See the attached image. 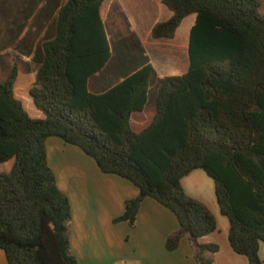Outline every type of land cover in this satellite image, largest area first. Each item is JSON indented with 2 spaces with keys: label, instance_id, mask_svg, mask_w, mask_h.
I'll return each mask as SVG.
<instances>
[{
  "label": "trees",
  "instance_id": "16d2710c",
  "mask_svg": "<svg viewBox=\"0 0 264 264\" xmlns=\"http://www.w3.org/2000/svg\"><path fill=\"white\" fill-rule=\"evenodd\" d=\"M103 0H67L51 30L39 39L29 94L44 118H32L14 96L17 68L0 81V248L8 264H78L71 251V205L49 166L46 140L58 137L92 157L104 174L138 188L114 221L134 226L146 197L171 211L179 229L166 248L187 235L197 264H212L218 244L199 239L218 228L216 217L189 195L182 179L202 169L215 185L228 218L230 246L248 264H263L264 243V15L259 0H162L172 16L152 28L171 39L184 18L190 31V66L157 79L147 62L101 93L90 78L111 57L101 18ZM43 10L39 11L41 16ZM22 30V29H21ZM7 45L0 43V50ZM157 79L154 116L141 131L131 117L148 103Z\"/></svg>",
  "mask_w": 264,
  "mask_h": 264
},
{
  "label": "crops",
  "instance_id": "0c3cea01",
  "mask_svg": "<svg viewBox=\"0 0 264 264\" xmlns=\"http://www.w3.org/2000/svg\"><path fill=\"white\" fill-rule=\"evenodd\" d=\"M66 1L0 0V43L7 45L0 50V69L6 74L12 67L17 68L14 96L32 118H44L29 94L38 68L32 60L34 51L46 31L51 30L53 35L54 19ZM100 14L110 41L111 57L104 68L90 78L91 92L106 91L147 62L155 67L157 79L188 71L190 31L196 21L195 14L184 18L171 39L152 37L153 26L172 16L162 0H103ZM13 56L17 62H13ZM157 79L153 81L155 85ZM153 82L146 108L131 117L133 129L142 130L153 119L154 105H149L155 95ZM46 154L58 187L70 201V245L78 264H121L119 249L132 251L134 247L138 256L130 257L133 262L126 258L127 264H197L195 249L187 235L181 238L178 248L167 250L166 240L179 229V224L174 214L153 198L146 197L142 201L133 227L129 228L126 221L113 222L124 213L126 200L138 194V188L130 181L102 173L92 157L58 137L46 140ZM10 161L13 162L0 164ZM11 165L0 172L8 171ZM182 184L189 195L209 207L218 223L217 230L203 236L199 242L218 244L219 250L213 255L206 252L204 256L211 257L212 264H248L247 257L237 254L230 246L229 221L214 196L213 179L204 170L196 169L182 179ZM120 227L129 234L133 245L127 247L122 243L117 230ZM98 229L104 230V245L97 239ZM259 255L264 264L263 242ZM0 264H8L1 248Z\"/></svg>",
  "mask_w": 264,
  "mask_h": 264
},
{
  "label": "rangeland",
  "instance_id": "374dc122",
  "mask_svg": "<svg viewBox=\"0 0 264 264\" xmlns=\"http://www.w3.org/2000/svg\"><path fill=\"white\" fill-rule=\"evenodd\" d=\"M260 1V3H261V8H260V11H261V13L264 15V0H259ZM113 33L111 32L110 33V35H112ZM114 40H115V38L113 39V42H114ZM13 59H14V61L13 62H17V59H16V57L15 56H13ZM8 73V72H7ZM6 73V74H7ZM5 71H4V69L3 68H1L0 69V81H3L4 80V78H5ZM154 83V82H153ZM153 87H156V85H155V83H154V85H153ZM156 89V88H155ZM156 91V90H155ZM149 105H151V106H153L154 105V100H151L150 101V104ZM134 130L135 131H137V132H139L141 129H138L137 127H134ZM12 164V161H10V162H8V163H5V164H0V170H5V169H8L9 168V165H11ZM72 189H71V187H70V191H71ZM72 194V193H71ZM215 196V195H214ZM117 218V217H116ZM113 222H119V221H114V219H113ZM129 228L130 227H132V226H130L129 224L127 225ZM118 230V234H119V236L120 237H122V239H123V241H122V243L123 244H125V246H130V245H133L132 244V241L133 240H131L130 241V236H129V234H125V232H122V230L123 229H121V227L120 228H118L117 229ZM69 231H70V227H69ZM125 234V235H124ZM89 236H93L92 235V232H90V235ZM104 230H102V229H98L97 230V239L98 240H100V242H101V244L102 245H104ZM106 240V239H105ZM90 242H93V240H91ZM90 244V243H89ZM138 251H137V249H136V247H134V248H132V251L131 250H123L122 248L121 249H119V251H118V254H119V258H120V263L121 264H127L126 263V261H125V259L126 258H130V257H136V256H138V253H137ZM128 262H133V259L132 258H130V259H128Z\"/></svg>",
  "mask_w": 264,
  "mask_h": 264
}]
</instances>
